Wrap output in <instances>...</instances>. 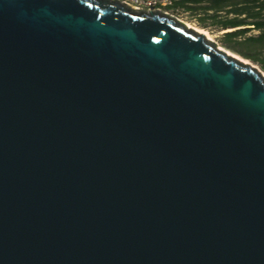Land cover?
I'll use <instances>...</instances> for the list:
<instances>
[{"label": "water", "instance_id": "obj_1", "mask_svg": "<svg viewBox=\"0 0 264 264\" xmlns=\"http://www.w3.org/2000/svg\"><path fill=\"white\" fill-rule=\"evenodd\" d=\"M0 264H264V75L169 17L0 0Z\"/></svg>", "mask_w": 264, "mask_h": 264}, {"label": "trees", "instance_id": "obj_2", "mask_svg": "<svg viewBox=\"0 0 264 264\" xmlns=\"http://www.w3.org/2000/svg\"><path fill=\"white\" fill-rule=\"evenodd\" d=\"M174 5L200 16L202 28L232 29L222 45L260 64L264 72V0H174Z\"/></svg>", "mask_w": 264, "mask_h": 264}, {"label": "built area", "instance_id": "obj_3", "mask_svg": "<svg viewBox=\"0 0 264 264\" xmlns=\"http://www.w3.org/2000/svg\"><path fill=\"white\" fill-rule=\"evenodd\" d=\"M139 13H158L187 26L196 25L189 12L174 5V0H109Z\"/></svg>", "mask_w": 264, "mask_h": 264}, {"label": "crops", "instance_id": "obj_4", "mask_svg": "<svg viewBox=\"0 0 264 264\" xmlns=\"http://www.w3.org/2000/svg\"><path fill=\"white\" fill-rule=\"evenodd\" d=\"M181 8V7H180ZM183 9V8H182ZM187 12V11H186ZM190 13V12H189ZM190 15H191V18L193 19V20H196V25H198V26H200V24H199V22H198V17H200V16H192V14L190 13ZM204 29H210V30H212V31H216L217 33H219L220 34V41H221V39L223 38V36H224V34L225 33H227V32H231V31H233L232 29H227V30H224V29H218V28H214V27H208V28H204ZM254 34H258L257 32H253ZM252 33V34H253ZM248 36H250V34L248 35ZM219 47H220V49H222V50H224V51H226L228 54H231L232 56H234V57H236V58H240L241 60H243V61H247V62H250L253 66H255V67H258L261 71H262V69H261V65L260 64H258V63H254V62H252L251 60H247V59H245L244 57H242L240 54H238V53H235V52H233L232 50H228V49H226L223 45H222V43H221V46L219 45ZM263 72V71H262ZM264 73V72H263Z\"/></svg>", "mask_w": 264, "mask_h": 264}, {"label": "bare ground", "instance_id": "obj_5", "mask_svg": "<svg viewBox=\"0 0 264 264\" xmlns=\"http://www.w3.org/2000/svg\"><path fill=\"white\" fill-rule=\"evenodd\" d=\"M188 29H191V30H194L196 31L197 33L199 34H203L206 36V38L210 41H213L214 42V36L207 30V29H204L202 27H199L198 25H193L192 23H187V26H186ZM219 47V46H218ZM220 48V47H219ZM231 55V54H229ZM236 58V57H235ZM239 60H241L240 58H237ZM243 61V60H241ZM244 63L246 64H251L250 62H247V61H243ZM252 65V64H251ZM255 67V66H254ZM263 73V72H262ZM264 75V73H263Z\"/></svg>", "mask_w": 264, "mask_h": 264}, {"label": "rangeland", "instance_id": "obj_6", "mask_svg": "<svg viewBox=\"0 0 264 264\" xmlns=\"http://www.w3.org/2000/svg\"><path fill=\"white\" fill-rule=\"evenodd\" d=\"M200 27V26H199ZM215 38H214V42L219 46H221V41H220V34L217 33L216 31H212L210 29H207Z\"/></svg>", "mask_w": 264, "mask_h": 264}]
</instances>
